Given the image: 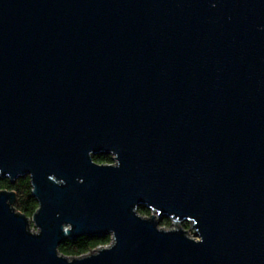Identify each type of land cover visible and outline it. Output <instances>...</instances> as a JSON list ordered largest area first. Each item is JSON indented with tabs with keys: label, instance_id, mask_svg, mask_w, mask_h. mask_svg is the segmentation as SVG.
<instances>
[{
	"label": "water",
	"instance_id": "95a60500",
	"mask_svg": "<svg viewBox=\"0 0 264 264\" xmlns=\"http://www.w3.org/2000/svg\"><path fill=\"white\" fill-rule=\"evenodd\" d=\"M25 176L0 264H264V0H0V177Z\"/></svg>",
	"mask_w": 264,
	"mask_h": 264
},
{
	"label": "trees",
	"instance_id": "16d2710c",
	"mask_svg": "<svg viewBox=\"0 0 264 264\" xmlns=\"http://www.w3.org/2000/svg\"><path fill=\"white\" fill-rule=\"evenodd\" d=\"M94 160L98 163H110L112 158L110 155L102 154L95 155ZM0 189H8L16 192V201L14 206L17 210L25 213L28 217H32L39 207L36 198L32 194V184L30 176L20 177L15 182H12L9 178L0 177ZM139 212L142 215H151V210L148 208H139ZM160 225L168 227L171 225V218L163 217L160 219ZM184 227H188V222H183ZM111 236L105 237H89L82 236L75 239L67 238L59 246V250L62 254L67 256H81L99 245H105L110 243Z\"/></svg>",
	"mask_w": 264,
	"mask_h": 264
},
{
	"label": "rangeland",
	"instance_id": "374dc122",
	"mask_svg": "<svg viewBox=\"0 0 264 264\" xmlns=\"http://www.w3.org/2000/svg\"><path fill=\"white\" fill-rule=\"evenodd\" d=\"M151 210V209H150ZM151 214H152V210H151ZM147 216V215H146ZM188 224H189V226L186 228V227H184V225H183V223L182 222H180V227L181 228H184L185 230H188L189 232H188V235L189 236H191V237H196V233H195V230L192 228V225H191V222L190 221H188ZM30 228L33 230V231H38V227L35 225V223L32 221V220H30ZM168 228H176V225L173 223V221H172V219H171V225L170 226H168Z\"/></svg>",
	"mask_w": 264,
	"mask_h": 264
}]
</instances>
